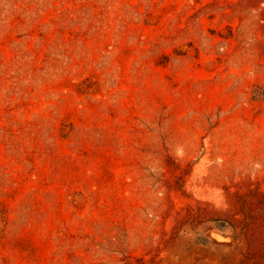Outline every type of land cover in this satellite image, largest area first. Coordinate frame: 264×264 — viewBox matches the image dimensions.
<instances>
[{
	"label": "rangeland",
	"instance_id": "1",
	"mask_svg": "<svg viewBox=\"0 0 264 264\" xmlns=\"http://www.w3.org/2000/svg\"><path fill=\"white\" fill-rule=\"evenodd\" d=\"M0 264H264V0H0Z\"/></svg>",
	"mask_w": 264,
	"mask_h": 264
}]
</instances>
